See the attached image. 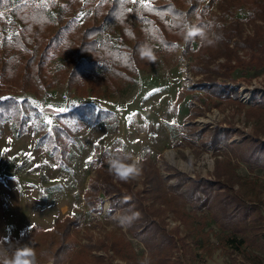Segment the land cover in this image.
<instances>
[{
	"label": "rangeland",
	"instance_id": "1",
	"mask_svg": "<svg viewBox=\"0 0 264 264\" xmlns=\"http://www.w3.org/2000/svg\"><path fill=\"white\" fill-rule=\"evenodd\" d=\"M148 1L126 2L131 9ZM33 3L44 7L50 18L57 15L51 6L61 5L58 0ZM86 14L77 13L78 22ZM246 15L243 10L236 13L241 19ZM9 20L8 13L0 12L7 37L14 31L2 23ZM246 33H251L250 28ZM190 62L182 42L171 61L149 73L139 72L131 84L107 96L79 97L58 81L38 95H15L26 99L36 114H30L19 137L10 121L0 127V239L8 248L13 246L9 239H18L31 225L49 229L56 219L71 215L79 222L80 243H94L105 233L130 243L127 260L109 252L111 264H264L260 243L264 241V69H239L228 78L215 76L212 80L222 88L216 98L206 91L203 75H192ZM59 66V60L52 61L49 71L53 74ZM178 94L181 100L175 105ZM80 104L112 112L115 122L64 121L74 136L65 161L57 163L48 143L40 138L52 135L53 126L59 124L57 114ZM120 151L142 158L147 154L169 186L182 181L171 189L175 199L170 208L154 202L152 181L142 174L128 182L142 204L155 212V225L148 227L149 219L139 213L129 227L132 233L141 231L140 236L120 226V213L114 208L112 214L107 200L99 214L82 200L95 168L108 167L107 157ZM191 181L204 187L188 188ZM230 187L241 202L229 197ZM234 235L243 241L237 250L238 244L229 242ZM44 247L40 242L39 248ZM41 262L50 264L42 257Z\"/></svg>",
	"mask_w": 264,
	"mask_h": 264
},
{
	"label": "trees",
	"instance_id": "2",
	"mask_svg": "<svg viewBox=\"0 0 264 264\" xmlns=\"http://www.w3.org/2000/svg\"><path fill=\"white\" fill-rule=\"evenodd\" d=\"M33 1L0 0V12L5 11L10 18L2 24L14 31L7 37L0 26V127L3 122L10 121L18 137L24 134L30 114L35 115L36 110L26 99L18 100L16 94L38 95L58 81L79 97L110 95L131 84L139 72L149 73L160 63L171 61L184 42L178 34L180 29L176 21L180 18L203 28L208 40L212 41L202 43L197 37L185 44L192 75H203L206 91L214 97L221 95L220 84L212 80L215 76L228 78L239 69H264V0H149L131 11L127 0H58L59 7L51 6L57 11L55 18H50L47 10ZM241 10L247 12L243 19L236 17ZM81 11L87 14L78 22L77 13ZM248 28L251 33H246ZM193 42H196L194 48ZM146 43L153 47L157 56L155 63L142 60L138 54L139 48ZM56 60L60 61V66L52 74L49 65ZM180 100L181 94H178L175 105ZM56 118L59 124L53 126L52 135L45 134L40 140L48 143L51 155L61 164L74 136L73 130L64 126V121L91 125L115 122L112 112L96 110L88 104L57 114ZM141 174L152 181L155 203L169 208L174 205L171 189L176 190L181 180L167 185L147 154L142 159ZM194 184L195 189L204 187L199 181H191L188 188ZM230 188L229 197L239 202L237 191ZM82 200L95 214L102 212L103 202L107 200L112 214L114 208L120 216L144 213L149 219L148 227L155 225V212L142 204L141 197L128 183L114 180L108 167L102 164L87 181ZM30 229L16 240L10 238L13 246L8 248L9 244L3 239H0V246L10 250L28 244L36 253L37 264H44L41 257L50 264H100L105 260L111 264L109 252L119 260H127L131 254V245L124 237L112 239L109 233L94 243H80L77 239L79 222L71 215L56 219L49 229L36 226ZM127 231L132 235L142 234L141 231L132 233L129 227ZM167 238L172 241L173 236L167 234ZM40 242L45 244L43 249L39 248ZM229 242L239 245L235 246L236 250L243 244L242 240H236V235ZM260 243L264 249V241Z\"/></svg>",
	"mask_w": 264,
	"mask_h": 264
},
{
	"label": "clouds",
	"instance_id": "3",
	"mask_svg": "<svg viewBox=\"0 0 264 264\" xmlns=\"http://www.w3.org/2000/svg\"><path fill=\"white\" fill-rule=\"evenodd\" d=\"M176 22L180 29L178 34L185 43H190L197 37H199L202 43L206 40L208 43H212L211 40H208L203 28L193 25L187 19L183 18L178 19ZM138 54L142 60L150 63H155L157 60L153 47L147 43L139 48ZM142 159L141 155L120 151L109 155L106 163L108 165V171L114 180L128 183L136 180L140 176ZM139 215L138 212H131L130 214L120 216V226L125 228L130 227L139 218ZM31 227H34V225H31ZM0 264H37L36 253L28 244H20V246H16L10 250L0 246Z\"/></svg>",
	"mask_w": 264,
	"mask_h": 264
},
{
	"label": "snow or ice",
	"instance_id": "4",
	"mask_svg": "<svg viewBox=\"0 0 264 264\" xmlns=\"http://www.w3.org/2000/svg\"><path fill=\"white\" fill-rule=\"evenodd\" d=\"M132 2L135 3V0H132ZM142 2H143V0H142ZM129 11H131V9H129ZM166 46H167V45H166ZM172 47H176V45H172ZM61 111H62V110H61ZM47 123L51 124L52 121L49 119V120L47 121ZM173 123H175V121H173ZM89 160L91 161V157L89 158Z\"/></svg>",
	"mask_w": 264,
	"mask_h": 264
}]
</instances>
